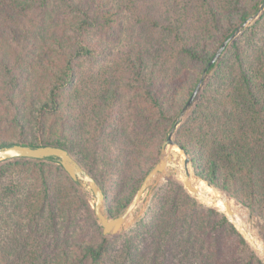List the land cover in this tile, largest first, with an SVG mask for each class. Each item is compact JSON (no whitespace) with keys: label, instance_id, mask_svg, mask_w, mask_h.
I'll list each match as a JSON object with an SVG mask.
<instances>
[{"label":"trees","instance_id":"obj_1","mask_svg":"<svg viewBox=\"0 0 264 264\" xmlns=\"http://www.w3.org/2000/svg\"><path fill=\"white\" fill-rule=\"evenodd\" d=\"M173 127L194 172L264 228V0H0V147L67 149L116 217ZM0 264L264 260L175 176L128 232L104 234L56 157H12L0 160Z\"/></svg>","mask_w":264,"mask_h":264},{"label":"water","instance_id":"obj_2","mask_svg":"<svg viewBox=\"0 0 264 264\" xmlns=\"http://www.w3.org/2000/svg\"><path fill=\"white\" fill-rule=\"evenodd\" d=\"M263 7V4L261 5ZM250 17L247 19L242 25H240L236 31L227 38L221 46L217 49L214 56L211 58V60L208 63V66L214 63L223 50L225 49L228 42L240 31L242 27H244L251 19ZM208 66L205 68L204 73L202 74L198 84L194 88L192 94L190 95L188 101L186 102L185 106L182 109L181 116L184 115V113L187 111L190 104L193 102L195 96L198 93V90L202 84V81L204 79L205 73L207 71ZM173 130L174 128L169 132L167 138L163 141L162 144V154L159 159V161L148 171L146 176L144 177L140 187L138 188L134 198L129 203L127 208L118 216L116 217H110L106 214V212L103 209L104 204V192L99 183L96 181V179L70 154V152L57 145H40V146H31L26 144H19V143H13L6 146L0 147V160L2 159H8L12 157H33V158H45V157H56L59 161V163L62 165V167L65 169V171L70 175V177L74 180L80 181L83 184L88 185V187L91 189L93 195H94V212L95 215L100 223V225L103 228L104 234H114L122 229L125 228L128 217L132 213V211L135 209L139 201L141 200L143 194L145 191L150 187H154L156 185V180L158 177L162 176L164 173L170 172V174H182V182L184 186L191 192L196 198L202 200L203 202L211 201L212 203H217L219 200L223 201L225 206V211L227 215H229L231 221L235 224V226L246 236V238L250 241V243L260 251H264V247H261L257 241L254 239L252 234L248 231V229L242 225L239 224L235 219V212L232 208V204L229 200H226L222 196H213L209 197L208 195H205L201 192L200 188L197 187V185L194 183L192 179V174L189 168V164L191 163V158L186 152L185 149H183L173 138ZM168 145H176L178 146L185 154L184 163L186 165V168H182L178 160H176L171 154H165L164 151ZM195 177H198L196 174H194ZM200 180L205 181L209 186H212L209 182L206 180L198 177Z\"/></svg>","mask_w":264,"mask_h":264},{"label":"rangeland","instance_id":"obj_3","mask_svg":"<svg viewBox=\"0 0 264 264\" xmlns=\"http://www.w3.org/2000/svg\"><path fill=\"white\" fill-rule=\"evenodd\" d=\"M256 17L253 16V18L248 22H252V20ZM247 23V24H248ZM246 24V25H247ZM245 25V26H246ZM239 33V32H238ZM237 33V34H238ZM187 112V111H186ZM186 112L184 113V115L181 116V114L178 116L177 118V125H179L181 123V121L184 119L185 115H186ZM182 113V112H181ZM176 125V126H177ZM174 128V127H173ZM172 128V129H173ZM171 129V130H172ZM170 130V131H171ZM173 138H174V130H173ZM171 145H168L164 151L165 154H171L172 151H171ZM161 154H162V149H161V152H160V155H159V159L161 157ZM173 157H175V159L177 158L179 161L180 159L178 158V155L172 153L171 154ZM184 158L185 156L182 157V160L184 162ZM176 159V160H177ZM159 161V160H158ZM189 168H190V171H191V174H192V177L194 178V182L196 179H199L198 175L194 172L193 170V167L191 165V163L189 164ZM196 174L198 177H195ZM172 174H170V172H167V173H164L162 176L158 177L157 180L155 181L156 182V185L154 187L150 186L146 191L145 193L143 194L141 200L139 201V203L137 204V206L135 207V209L132 211V213L129 215L128 217V221H127V224L125 226L124 229H122L121 233H126L128 232L134 225L135 223L145 214L150 202H151V199L153 197V194H154V190L155 188L159 185V184H163L166 182V177L170 176ZM172 176H175L177 179H180L182 177H180V175L178 174H175V175H172ZM201 178V177H200ZM205 182V181H204ZM82 183V182H81ZM82 185L86 188V190L88 191V194H89V199H90V202L92 204V206L94 207V195L91 191V189L88 187V185L86 184H83ZM212 187L214 189H216L217 191L221 192L226 198L227 200L230 201V203L232 204V208L234 209V212L235 214L237 215V213L240 214V216L243 218L244 222L242 223L243 225L246 226V228L249 230V232L252 234V236L254 237V239L257 241V243L261 246V247H264V228L262 227L261 225V221L257 218H252L250 216V212L248 211V209L244 206H242L241 204L237 203L235 201L234 198H230L225 192L221 191L220 189L214 187L212 185ZM200 200V199H199ZM202 201V200H201ZM203 202V201H202ZM205 203L206 205H209V206H215L217 207L219 210L223 211L226 213L225 209L224 208H219L217 205H213L212 203H207V202H203ZM233 204L235 207H233ZM236 208V209H235ZM103 209L105 211V205L103 204ZM241 211V212H240ZM227 214V213H226ZM229 216V215H228ZM230 218V217H229ZM118 233V232H117ZM245 236V235H244ZM246 237V236H245ZM250 242V241H249ZM254 247V246H253ZM255 248V247H254ZM256 249V248H255ZM256 251L259 253V255L263 258L264 260V251H260V250H257Z\"/></svg>","mask_w":264,"mask_h":264},{"label":"bare ground","instance_id":"obj_4","mask_svg":"<svg viewBox=\"0 0 264 264\" xmlns=\"http://www.w3.org/2000/svg\"><path fill=\"white\" fill-rule=\"evenodd\" d=\"M171 151L172 153L178 155V158L180 159V161L178 160V163L179 165L184 169L186 168V165L185 163L183 162L182 160V157L185 156L184 152L176 145H171ZM171 153V154H172ZM174 156V155H173ZM175 158V157H174ZM185 159V158H184ZM180 175V177H182V174H178ZM193 181H194V178L192 177ZM197 187L200 188L201 192L204 193L205 195H208L209 197H213V196H222L224 197L226 200L227 198L219 191H217L216 189H214L212 186H209L206 182H204L203 180H200V179H196L195 182H194ZM207 203H212L211 201H207ZM213 205H217L219 208H224L225 209V206H224V203L223 201L219 200L217 203H212ZM233 207L234 204H233ZM236 209V208H235ZM241 212V211H240ZM235 219L236 221L239 223V224H242L244 222L243 218L240 216L239 213H237V215L235 214ZM243 225V224H242ZM245 226V225H244ZM246 227V226H245ZM249 231V230H248Z\"/></svg>","mask_w":264,"mask_h":264}]
</instances>
